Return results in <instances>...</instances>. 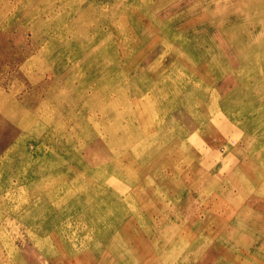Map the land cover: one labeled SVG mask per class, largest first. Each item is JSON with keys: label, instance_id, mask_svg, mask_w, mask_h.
Here are the masks:
<instances>
[{"label": "rangeland", "instance_id": "1", "mask_svg": "<svg viewBox=\"0 0 264 264\" xmlns=\"http://www.w3.org/2000/svg\"><path fill=\"white\" fill-rule=\"evenodd\" d=\"M0 264H264V0H0Z\"/></svg>", "mask_w": 264, "mask_h": 264}, {"label": "bare ground", "instance_id": "2", "mask_svg": "<svg viewBox=\"0 0 264 264\" xmlns=\"http://www.w3.org/2000/svg\"><path fill=\"white\" fill-rule=\"evenodd\" d=\"M198 13V12H197ZM196 13V14H197ZM204 17H205V14L203 15ZM208 18H209V16H208ZM201 19V18H200ZM210 19V18H209ZM212 19V18H211ZM197 20V19H196ZM196 20H195V22H196ZM206 21V20H205ZM208 21V20H207ZM202 23V22H201ZM200 23V24H201ZM250 38V37H249ZM254 44V43H253ZM244 55V54H243ZM248 55H250V54H248ZM50 163H54V162H50ZM57 163V162H56ZM60 163V162H59ZM57 166V165H56ZM48 167V166H47ZM52 167H54V166H52ZM51 168V167H50ZM43 169V168H42ZM45 169V168H44ZM46 170V169H45ZM37 174V173H36ZM64 174V173H63ZM59 176V175H58ZM65 177V176H64ZM27 178V177H26ZM53 179V178H52ZM62 179V178H61ZM60 179V180H61ZM55 180H57L56 178H55ZM54 179L52 180V181H55ZM45 181V180H44ZM44 181H43V183H44ZM29 184V183H28ZM56 185V184H55ZM50 188V187H49ZM51 188H52V186H51ZM47 189V188H46ZM45 189V190H46ZM36 191H37V189H36ZM30 192V191H29ZM46 192V191H45ZM36 195V194H35ZM31 196V195H30ZM89 198V197H88ZM30 199V198H29ZM35 199V198H34ZM55 199H56V197H55ZM92 199V198H91ZM89 201V200H88ZM50 203V202H49ZM74 204V203H73ZM87 204V203H86ZM98 206V205H97ZM75 207V206H74ZM96 207V206H95ZM99 207V206H98ZM99 209V208H98ZM98 209H95V210H98ZM35 210V209H34ZM94 210V211H95ZM56 211V210H55ZM74 211V210H73ZM89 212V211H88ZM62 213V212H61ZM78 213V212H77ZM59 214V213H58ZM82 215V214H81ZM81 227V226H80ZM83 229V228H82ZM88 229V228H87ZM85 230H86V228H85ZM87 231V230H86ZM84 233V232H83Z\"/></svg>", "mask_w": 264, "mask_h": 264}]
</instances>
